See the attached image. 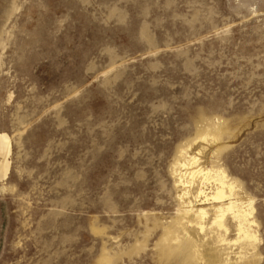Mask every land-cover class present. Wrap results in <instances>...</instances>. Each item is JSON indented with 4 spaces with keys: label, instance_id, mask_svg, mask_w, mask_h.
<instances>
[{
    "label": "rangeland",
    "instance_id": "rangeland-1",
    "mask_svg": "<svg viewBox=\"0 0 264 264\" xmlns=\"http://www.w3.org/2000/svg\"><path fill=\"white\" fill-rule=\"evenodd\" d=\"M1 133L0 264H187L163 241L187 147L258 239L189 234L210 264H264V0H0Z\"/></svg>",
    "mask_w": 264,
    "mask_h": 264
},
{
    "label": "bare ground",
    "instance_id": "bare-ground-1",
    "mask_svg": "<svg viewBox=\"0 0 264 264\" xmlns=\"http://www.w3.org/2000/svg\"><path fill=\"white\" fill-rule=\"evenodd\" d=\"M221 126L210 122L209 134L213 135L214 140L218 141L222 138L224 132ZM11 146L10 136L7 133H1L0 157L2 160L0 163V178L6 177L10 172L11 161H9L8 156L12 152ZM174 173L178 186L183 188L182 193L179 195L180 217L177 220L178 227L167 229L163 239L166 253L185 254L184 260L187 264L194 262L196 264H210L202 249L204 244H199L189 234L188 230L196 231L200 236L204 234L206 237L208 232H212V228L217 227L227 234L230 230L229 223H233L236 227L238 239L246 242L249 247L256 248L255 243L258 237L254 228L256 221L253 218V202L249 201L250 199L248 201L243 200L240 196V191L238 192L237 190V182L230 179L224 169L201 166L197 155L191 152L190 147H187L180 150ZM195 185L197 186V193L193 195L190 187ZM208 188L210 189L209 192L207 191ZM192 196L195 197V200L191 199ZM201 197L205 198L202 202H208L210 207H199L197 205V199ZM181 230L186 232V236H180ZM226 234L220 233L218 235L217 239L221 246H231L235 243V241H229ZM212 241L213 244H216V240L211 239L210 242L212 243ZM205 244L209 245L210 243L207 242ZM248 246L246 248H249ZM210 248L212 250V247ZM230 260L225 258L224 261L226 264H231ZM103 261V264H110L108 258H104Z\"/></svg>",
    "mask_w": 264,
    "mask_h": 264
}]
</instances>
